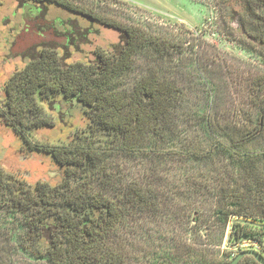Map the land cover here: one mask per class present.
I'll return each mask as SVG.
<instances>
[{
  "label": "trees",
  "instance_id": "1",
  "mask_svg": "<svg viewBox=\"0 0 264 264\" xmlns=\"http://www.w3.org/2000/svg\"><path fill=\"white\" fill-rule=\"evenodd\" d=\"M16 1L25 14H34L24 17L25 26L16 35L20 47L28 48L40 34L37 27L45 20L37 13L45 4L119 32L118 43L95 50L87 62L66 63L56 47L35 42L29 60L0 89V118L27 149L49 155L62 169L55 184H30L0 166V221L13 232L18 250L44 264H127L129 254L120 243L123 228L164 210L177 220L180 249L154 252L148 264H228L239 252L233 251L237 243H264V147L257 145L264 132V75L254 77L249 86L256 114L236 133L228 135L210 116H202L198 124L206 142L175 140L182 127L177 109L187 96L178 79L154 65L131 86H119L115 77L133 66L142 48L160 56L178 55L183 51L180 42L77 0ZM227 1L217 0L223 5ZM241 1L239 24L250 45L264 56V0ZM56 96L80 104L89 125L68 142L36 140L32 131L51 125L40 102ZM113 152L164 158L171 160L170 168L177 161L184 167L178 173L180 184L164 196L152 182L134 178L110 194L117 175L106 157ZM192 163L202 164L196 168ZM192 180L208 194L193 191ZM209 221L214 240L200 242ZM237 264L260 263L247 254Z\"/></svg>",
  "mask_w": 264,
  "mask_h": 264
},
{
  "label": "rangeland",
  "instance_id": "2",
  "mask_svg": "<svg viewBox=\"0 0 264 264\" xmlns=\"http://www.w3.org/2000/svg\"><path fill=\"white\" fill-rule=\"evenodd\" d=\"M77 1L121 20L139 23L183 45L181 53L171 56H160L150 47L142 48L135 54L133 66L115 77L119 86H131L154 65L162 74L178 79L187 96L177 109L182 127L175 140L192 138L206 142V133L198 124L202 116H210L228 135L236 133L255 116L249 86L254 77L264 75V56L250 45L239 24V18L244 15L241 0H228L225 5L217 0ZM25 12L16 0H0V89L28 61L36 44L44 42L56 47L63 61L69 63L91 61L95 50H108L119 41L117 30L74 15L58 5L45 4L37 13L45 20L37 27L40 34L33 40L30 38L28 48L20 47L16 35L25 26L24 17L34 16L33 12L30 16ZM40 105L51 125L33 130L32 137L36 140L68 142L89 125L85 109L72 99L56 96ZM257 140V145L264 147V132ZM170 161L139 154L110 153L106 165L117 177L108 192L114 195L124 181L137 178L152 182L168 196L180 184L178 173L184 169L177 161L170 168ZM200 164L190 166L199 168ZM0 166L30 184L38 180L55 184L62 177V169L49 155L27 149L1 118ZM155 168L158 173L153 174ZM167 170L176 173V177ZM191 184L193 191L208 194L209 190L197 186L195 180ZM205 205L208 208L210 202ZM167 212L164 210L156 218L129 221L123 228L120 243L129 254L127 264H148L154 252L168 247L172 251L180 249L181 230L177 220H171ZM207 224V229L202 227L200 242L214 240L210 234L214 225L210 221ZM4 225L0 221V264H44L18 250L13 232L9 233Z\"/></svg>",
  "mask_w": 264,
  "mask_h": 264
},
{
  "label": "built area",
  "instance_id": "3",
  "mask_svg": "<svg viewBox=\"0 0 264 264\" xmlns=\"http://www.w3.org/2000/svg\"><path fill=\"white\" fill-rule=\"evenodd\" d=\"M245 249H253L259 252L264 257V243H258L252 240H244V241L237 243V245L233 248V251L234 253H237L238 251L245 250Z\"/></svg>",
  "mask_w": 264,
  "mask_h": 264
},
{
  "label": "water",
  "instance_id": "4",
  "mask_svg": "<svg viewBox=\"0 0 264 264\" xmlns=\"http://www.w3.org/2000/svg\"><path fill=\"white\" fill-rule=\"evenodd\" d=\"M252 255L254 256V258L260 263V264H264V257L257 251L253 250V249H245V250H241L239 251L228 264H237L238 261L241 259V257L243 255Z\"/></svg>",
  "mask_w": 264,
  "mask_h": 264
},
{
  "label": "flooded vegetation",
  "instance_id": "5",
  "mask_svg": "<svg viewBox=\"0 0 264 264\" xmlns=\"http://www.w3.org/2000/svg\"><path fill=\"white\" fill-rule=\"evenodd\" d=\"M36 50V47H35V49H34V51ZM30 57V56H29ZM29 60V59H28Z\"/></svg>",
  "mask_w": 264,
  "mask_h": 264
}]
</instances>
